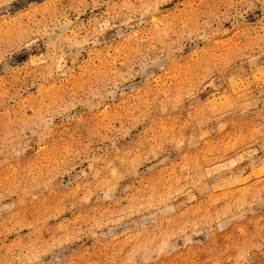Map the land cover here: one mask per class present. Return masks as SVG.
I'll list each match as a JSON object with an SVG mask.
<instances>
[{"label": "rangeland", "instance_id": "1", "mask_svg": "<svg viewBox=\"0 0 264 264\" xmlns=\"http://www.w3.org/2000/svg\"><path fill=\"white\" fill-rule=\"evenodd\" d=\"M0 264H264V0H0Z\"/></svg>", "mask_w": 264, "mask_h": 264}]
</instances>
